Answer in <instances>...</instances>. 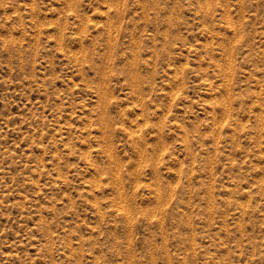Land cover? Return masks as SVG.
<instances>
[{"label":"rangeland","instance_id":"1","mask_svg":"<svg viewBox=\"0 0 264 264\" xmlns=\"http://www.w3.org/2000/svg\"><path fill=\"white\" fill-rule=\"evenodd\" d=\"M0 264H264V0H0Z\"/></svg>","mask_w":264,"mask_h":264},{"label":"bare ground","instance_id":"2","mask_svg":"<svg viewBox=\"0 0 264 264\" xmlns=\"http://www.w3.org/2000/svg\"><path fill=\"white\" fill-rule=\"evenodd\" d=\"M116 12H117V11H116ZM117 13H119V11H118ZM118 15H119V14H118ZM113 16H114V15H113ZM113 16H112V17H113ZM119 17H120V16H119ZM114 18H115V17H114ZM117 18H118V17H117ZM114 20H115V19H114ZM117 20H118V19H117ZM111 21H112V20H111ZM109 24H110V23H109ZM111 24H113V23H111ZM111 27H112V26H111ZM62 36H63V35H62ZM62 36H61V37H62ZM63 37H64V36H63ZM62 39H63V38H62ZM63 41H64V40H63ZM110 42H111V41H110ZM62 43H63V42H62ZM111 43H112V42H111ZM110 46H111V44H110ZM82 48H84V47H82ZM109 51H110V50H109ZM103 56H104V55H103ZM102 116H103V115H102ZM104 116H105V115H104ZM104 116H103V117H104ZM101 119H103V118L101 117ZM104 119H105V118H104ZM107 120H108V119H107ZM103 121H104V120H103ZM103 121H102V122H103ZM105 122H106V121H105ZM105 122H104V123H105ZM107 122H108V121H107ZM107 124H108V123H107ZM103 126H104V125H103ZM108 126H109V125H108ZM104 128H105V127H104ZM157 147H158V146H157Z\"/></svg>","mask_w":264,"mask_h":264}]
</instances>
